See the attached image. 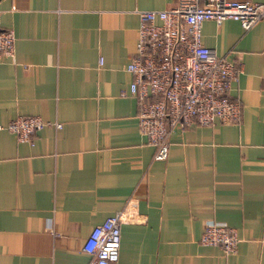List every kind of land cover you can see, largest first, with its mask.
I'll return each mask as SVG.
<instances>
[{"label": "crops", "instance_id": "1", "mask_svg": "<svg viewBox=\"0 0 264 264\" xmlns=\"http://www.w3.org/2000/svg\"><path fill=\"white\" fill-rule=\"evenodd\" d=\"M175 2L0 0L14 36L0 61V123L51 122L32 143L0 130V264H86L85 238L130 197L145 221L120 226L113 264H264V19L247 30L201 22V44L239 64L229 96L240 121L174 128L153 160L124 66L136 11ZM205 220L235 230L232 254L198 243Z\"/></svg>", "mask_w": 264, "mask_h": 264}, {"label": "built area", "instance_id": "2", "mask_svg": "<svg viewBox=\"0 0 264 264\" xmlns=\"http://www.w3.org/2000/svg\"><path fill=\"white\" fill-rule=\"evenodd\" d=\"M136 14V43L124 70L131 76L127 93L136 101L137 129L153 145V160L166 158L167 136L174 128L216 121L238 123L241 106L229 91L239 74V64L201 44L200 24L203 20L218 24L231 19L247 30L264 19V1L203 0L200 4L199 0H176L171 8L139 10ZM13 42L12 30L0 27V61L12 57ZM262 81L264 84V76ZM45 124L51 122L38 115H16L0 123V130L12 132L17 141L32 143L35 131ZM137 203L136 198H128L120 210L93 226L82 244L83 252L89 255L86 264L116 262L120 226L145 221ZM197 241L228 255L236 249L237 236L226 224L205 220Z\"/></svg>", "mask_w": 264, "mask_h": 264}]
</instances>
